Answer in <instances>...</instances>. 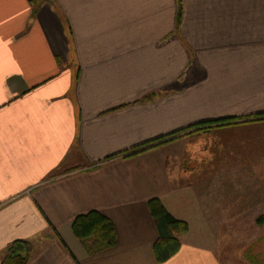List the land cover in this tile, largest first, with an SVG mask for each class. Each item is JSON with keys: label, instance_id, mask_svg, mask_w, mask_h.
<instances>
[{"label": "crops", "instance_id": "obj_1", "mask_svg": "<svg viewBox=\"0 0 264 264\" xmlns=\"http://www.w3.org/2000/svg\"><path fill=\"white\" fill-rule=\"evenodd\" d=\"M253 117L264 0H0V263L21 239L27 264H230L264 211ZM154 198L188 227L162 262ZM90 211L117 236L93 255Z\"/></svg>", "mask_w": 264, "mask_h": 264}, {"label": "trees", "instance_id": "obj_2", "mask_svg": "<svg viewBox=\"0 0 264 264\" xmlns=\"http://www.w3.org/2000/svg\"><path fill=\"white\" fill-rule=\"evenodd\" d=\"M181 9H178V22ZM264 121V117H253ZM179 133V131H178ZM148 210L154 218L158 238L153 245V254L158 262L173 256L180 247V235L187 231V223L174 218L160 200L154 198L147 203ZM256 223L264 227V211L257 217ZM71 229L80 241L88 255L97 254L113 247L117 242L116 230L109 218L97 212L90 211L73 219ZM33 252L32 244L27 240H14L6 248L0 264H27Z\"/></svg>", "mask_w": 264, "mask_h": 264}, {"label": "rangeland", "instance_id": "obj_3", "mask_svg": "<svg viewBox=\"0 0 264 264\" xmlns=\"http://www.w3.org/2000/svg\"><path fill=\"white\" fill-rule=\"evenodd\" d=\"M247 125H254L255 128L257 126V135L251 141V148L255 147L256 151L257 178L264 179V122H257V125L254 123ZM254 127L251 128L255 129ZM254 141H256V146L252 145ZM260 186V184L256 186L258 194L260 193ZM222 237H224V243L228 247L227 253L231 252L232 264H248L249 255L254 256V254L257 255L254 257L258 258V263L264 264V227L257 226L255 231L253 225L250 224L246 228V232L239 235V238L237 235H222ZM232 237H234L233 240ZM233 246L234 249H232Z\"/></svg>", "mask_w": 264, "mask_h": 264}, {"label": "water", "instance_id": "obj_4", "mask_svg": "<svg viewBox=\"0 0 264 264\" xmlns=\"http://www.w3.org/2000/svg\"><path fill=\"white\" fill-rule=\"evenodd\" d=\"M49 1V0H48Z\"/></svg>", "mask_w": 264, "mask_h": 264}]
</instances>
